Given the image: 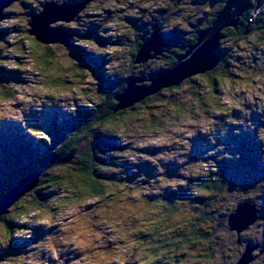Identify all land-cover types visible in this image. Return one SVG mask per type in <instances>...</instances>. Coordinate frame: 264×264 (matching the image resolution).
Returning a JSON list of instances; mask_svg holds the SVG:
<instances>
[{
	"label": "rangeland",
	"instance_id": "rangeland-1",
	"mask_svg": "<svg viewBox=\"0 0 264 264\" xmlns=\"http://www.w3.org/2000/svg\"><path fill=\"white\" fill-rule=\"evenodd\" d=\"M52 2L64 4L15 0L0 10V194L26 176L38 173V181L47 180L76 165L64 159L51 172L38 165L32 153H45L50 142L63 152L95 150L104 195L86 201L85 193L78 199L73 194L80 187L71 179L64 187L45 184L26 192L7 208L0 198L5 210L0 214L13 223L8 228L7 220H0V264H172L181 252L179 264H235L248 245H263L264 30H253L239 42L220 39L219 53L228 63L215 74L194 75L176 93L164 90L109 125L86 128L79 145L64 131L76 132L88 117H97L99 101L132 76L163 74L170 55L191 43L195 31L209 27L222 0H90L77 4L85 11L76 18L50 23L42 32L60 29L66 35L67 28L75 37L55 32L59 42L44 44L27 33ZM155 23L170 45L157 50L163 56L135 65L133 47L145 42ZM66 38L68 45L60 42ZM146 83L138 86L147 89L151 83ZM209 178L223 180L225 190L204 194L196 182ZM21 202L31 208L21 209ZM252 202L257 221L240 235L225 229L238 207ZM167 205L174 207L173 225L188 221L210 230L208 242L195 252L142 248L143 228L155 225V212ZM204 210L212 218L202 224L197 215ZM256 250L248 264H261L264 255Z\"/></svg>",
	"mask_w": 264,
	"mask_h": 264
},
{
	"label": "trees",
	"instance_id": "trees-1",
	"mask_svg": "<svg viewBox=\"0 0 264 264\" xmlns=\"http://www.w3.org/2000/svg\"><path fill=\"white\" fill-rule=\"evenodd\" d=\"M225 2H226V0H222V5H221L222 8L224 7ZM254 16L255 15L253 12V8L250 7V9L242 17H240V19L238 21V25L236 28L235 27H227L221 32V36H222L221 39H228L229 41L239 42L248 33H252L253 30H257V29H263L264 30V11H262L261 14L258 15V17H256L255 19H253V21L250 23V19L254 18ZM215 18H216V16H215ZM215 18L212 19V21L209 24H207L206 26H208V25L211 26V24L215 20ZM154 31L155 30L153 29V32ZM200 31L201 30L195 31L196 34L192 38V42L189 43L188 45H186L183 50H179L178 52L170 55V58L168 60L169 62L166 66V69H167L166 71H168L169 69H171L173 67L177 56L184 55L192 45L196 44ZM152 33L149 34V37L152 35ZM27 34L29 35V31ZM71 37H72V35H71ZM149 37H147L146 41L149 39ZM160 37H162L164 40H166L165 42L169 41L168 37H166V36H163L160 34ZM144 43L140 44L138 47H135L134 56H133L134 61H135V58H136L141 46ZM219 48H220V46H218L216 53H218V55L220 56L221 61H220L219 65L214 70L207 73L208 75L213 74V73L215 74L217 72L218 68H220V66L223 64L224 61H226L228 63V60H226V58H224V56L219 53V50H220ZM159 54L160 53L151 54L153 56L152 59H156L159 56H161V54L160 55ZM163 55L164 54H162V56ZM134 61H133V63L135 64ZM77 67L80 69V66H77ZM166 71H164V72H166ZM134 78H139L144 83L147 82L146 84H144V86H148V84H150L149 81L151 80L152 77L151 76H143V75L138 76V77L132 76L125 83H123L121 85L122 86L121 88L116 89L115 91L105 95L99 101L98 106L100 105V108H97L95 110V112H97V117L95 116V118H93V119H91V117L90 118L88 117L89 121L87 122V124L84 127L80 126L79 130L76 132H74L73 128L71 127L72 128L71 131L65 130L63 133V136L65 138L67 137L69 139V141H74V142H76V144L79 143V145H82L83 141H85L83 130L86 132V128H88V127L91 128L94 125H97L96 127H103L105 125H109V124L113 123L117 117H121V115H123L124 112H126L127 110L133 111V110H135V107L142 106L143 104L148 102V100L158 99L163 94L164 90H167L170 93H172V92L176 93V92L181 90V88H180L181 85L176 86V87L162 89L160 92H158L156 94L148 95L146 98H144L143 100H141L140 102L134 104L133 106H131L129 108L117 110L118 101L115 99V96L117 94H119L121 91H123L126 88L127 83ZM81 81L82 80H80L79 82H81ZM214 90H215V86H214ZM156 105H159V104L156 103ZM150 106H152V104L147 105V107H150ZM101 109H104V111H102ZM101 143H102L101 146H104L106 144V142H104V141H101ZM55 145H57V144L52 145L49 142L50 148L45 153H41L39 149H36L35 152L32 153V155L35 156L34 161H37L38 165L44 166L45 170L47 172H51L53 170L61 168L62 167L61 163H63L64 159L65 160L70 159L69 163L70 162H76V165L72 168L73 171H76V174H78L80 176L79 178L82 177L83 179L81 181H77L76 177L75 176L73 177L74 174H73L72 169H66V172L63 174L58 173V174L52 175V176L47 175V178H48L47 180H42V178H40L38 181V185L34 189L36 190V189L40 188L41 186H46V185L47 186H50V185L56 186L57 188L64 187L63 185L67 184L68 180L73 179L72 181H74L75 183L72 186H75V184L78 182L77 186H75V187H78V185L80 187V189L79 190L76 189L78 191L75 192V194H73V195L77 196L78 199H81L83 196H85V193L87 196V197L85 196V198L88 199L86 201H92L95 198H99V196L104 195V189L102 188L103 185L101 183L102 177H100L98 175L99 172H101V171H97L96 165H95V162H98V163H102V162H100L95 157V155H94L95 150L93 151L92 148L91 149L86 148V149H83L82 151H80V153L78 154L77 152H71L70 150H68L67 152H63L62 150H59L60 146H55ZM19 162H21V161H19ZM34 172H38V171H34ZM94 179H95V182H94ZM196 184L204 187L203 188L204 194H206L207 191L220 193V192L225 190V186H226L225 184H223V180L214 181L212 178L211 179L209 178V179L204 180V181H197ZM15 187H16V185H15ZM12 188H10L8 190V192H10V190H12ZM34 189L30 192H34L35 191ZM7 193L0 194V198L4 197ZM251 204H253V202ZM255 206H256V204H255ZM20 208L21 209L22 208H31V206H30V203L21 202ZM173 209H174V207H171L168 205L164 209L161 208V210L155 212L156 213V215L154 216L155 225H153L150 228V227H148L149 226L148 224L147 225L145 224L146 227H144L143 229L147 230V232L145 231V233H146V235H144L145 238L142 236V240L140 241L142 248L145 246H149V247L153 248L152 249V251H153L157 248H160L161 246H165V247H167V249L171 248L170 251L174 252V250L176 251L179 248L181 249V247H183V248L185 247V249L187 248L188 250L192 248L191 251L195 252V250L198 247H200L201 245H204V242L209 240L210 237L213 235V233L210 230L209 231H207V230L203 231L200 228L194 227L196 225H193V226L190 225V223L188 221L186 223H183L182 225L180 224V226L176 227L175 225H173L174 220L172 218V214H175V211ZM2 214H5V211ZM211 218H212L211 213L209 211H205V210L202 211L201 214L197 215V221H199V222L202 221L201 222L202 224L209 223ZM3 219H5L4 215L0 214V220H3ZM5 220H7L8 228H13L12 220L10 221L12 224H10V222H8V219H5ZM228 222L229 221H227L225 224V229L230 230ZM143 229L141 231H144ZM213 229H215V228H213ZM170 230L171 231L175 230L173 232V236L171 235V237H164L163 238L162 235H166V233H167L165 231H170ZM159 245H161V246H159ZM246 246H247V244H245V247ZM207 248H208V254L213 257L214 254L212 252L214 251V248L212 249V246L209 244H208ZM205 249H206V247H205ZM152 251L149 250V254L152 253ZM181 254H182V252L177 253L173 256L174 259H173L172 264H176L175 263L176 261L178 264L181 262V257H179V256H181ZM144 256H145V254H144ZM158 258L160 259L161 256H159ZM161 263H162V259H161ZM154 264H160V263L154 262ZM235 264H237V263L235 262Z\"/></svg>",
	"mask_w": 264,
	"mask_h": 264
},
{
	"label": "water",
	"instance_id": "water-1",
	"mask_svg": "<svg viewBox=\"0 0 264 264\" xmlns=\"http://www.w3.org/2000/svg\"><path fill=\"white\" fill-rule=\"evenodd\" d=\"M13 1L15 0H4V2H0V10L4 5H8ZM69 7L70 6L65 4L46 5L39 18L35 19V22L30 24L32 28L29 31V35L35 36L38 42L44 44L59 42L57 38L54 39V37H60V35L58 36L55 32H60L64 37H67V34L65 33L66 35H64L60 29L53 31L54 34L52 35L48 33L50 36L42 32L48 28L50 23L71 21L77 17L82 9H84V5H77L74 9L71 8L72 6ZM250 7L253 8L254 17H256L264 11V0H226L224 7L218 13L211 26L199 32L196 44L192 45L184 55L177 56L171 69L152 78L149 81L151 83L150 87L144 89L138 86L139 83H142V80L139 78L132 79L127 83V89L125 88L121 93L115 96V99L118 101L117 110L129 108L148 95L156 94L162 89L180 86L183 81L194 75L205 74L214 70L221 59L218 53H216L219 41L222 37L221 32L227 27L236 28L240 17H242ZM252 21L253 18L250 19V23ZM60 42L68 45L66 43L67 38L65 41L60 39ZM168 44L169 42L167 41L166 45ZM163 45H165V42L162 37L159 36V31H154L149 39L141 46L135 58V64H143L152 59V52H156ZM157 52L161 53V51ZM38 177V173L26 176L17 187L13 188L2 198V207H9L12 202L18 201L26 192L32 191L38 185ZM24 184L28 185V187L22 191V186ZM0 211L4 212L5 210L1 209ZM236 212V214L230 216L228 222L231 231L240 234L257 221L258 211L256 210L255 204L244 203L238 207ZM256 248V246L248 245L237 264H248L252 261V252Z\"/></svg>",
	"mask_w": 264,
	"mask_h": 264
},
{
	"label": "flooded vegetation",
	"instance_id": "flooded-vegetation-1",
	"mask_svg": "<svg viewBox=\"0 0 264 264\" xmlns=\"http://www.w3.org/2000/svg\"><path fill=\"white\" fill-rule=\"evenodd\" d=\"M63 1V3L64 4H68V5H77V4H79V3H83V2H89L90 0H62ZM53 4H56V3H54V2H52ZM87 8V7H86ZM88 9V8H87ZM84 11H85V9H84ZM81 15H79L78 17H80ZM77 20V19H76ZM212 21V20H211ZM210 21V22H211ZM75 24V23H74ZM74 24H72V25H74ZM62 25H64V24H62ZM153 28H154V30L156 31V30H158L159 31V28H158V24H154V26H153ZM66 34H68V35H70V34H72V36H74L75 34L73 33V31H71V30H69V29H65V30H63ZM151 33V32H150ZM149 33V34H150ZM193 33H194V31L193 32H191V34L193 35ZM74 34V35H73ZM149 34H148V36L146 35L143 39L145 40V38H147V37H149ZM160 32H159V36H160ZM196 34V33H195ZM195 34H194V36H195ZM72 38V37H71ZM163 39V38H162ZM143 40V41H144ZM146 41V40H145ZM163 41L165 42L166 40H164L163 39ZM140 45V43H138V44H135L134 45V47L133 48H135V47H138ZM165 45H166V42H165ZM170 44H168V45H166V46H169ZM162 54V53H161ZM240 238H238V241H236V243H237V245L238 246H240V247H242V248H244L245 249V242L244 241H241V240H239ZM257 248V250H256V252L258 251L259 253H260V255L262 256V255H264V244L262 245L261 243L260 244H257V245H255ZM256 252H255V254H256ZM256 256V255H255ZM260 257V256H259ZM261 264H264V257L262 258V261H261Z\"/></svg>",
	"mask_w": 264,
	"mask_h": 264
},
{
	"label": "bare ground",
	"instance_id": "bare-ground-1",
	"mask_svg": "<svg viewBox=\"0 0 264 264\" xmlns=\"http://www.w3.org/2000/svg\"><path fill=\"white\" fill-rule=\"evenodd\" d=\"M82 4H84V3H82ZM81 6V5H80ZM256 17H254L253 19H255ZM61 126V125H60ZM252 133V132H251ZM229 217V216H228Z\"/></svg>",
	"mask_w": 264,
	"mask_h": 264
}]
</instances>
